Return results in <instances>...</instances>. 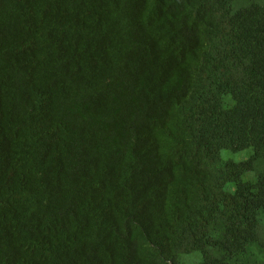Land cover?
Wrapping results in <instances>:
<instances>
[{
	"label": "trees",
	"instance_id": "1",
	"mask_svg": "<svg viewBox=\"0 0 264 264\" xmlns=\"http://www.w3.org/2000/svg\"><path fill=\"white\" fill-rule=\"evenodd\" d=\"M253 247L264 0H0V264H264Z\"/></svg>",
	"mask_w": 264,
	"mask_h": 264
},
{
	"label": "rangeland",
	"instance_id": "2",
	"mask_svg": "<svg viewBox=\"0 0 264 264\" xmlns=\"http://www.w3.org/2000/svg\"><path fill=\"white\" fill-rule=\"evenodd\" d=\"M252 153L251 149L245 150L244 152L241 153H232L230 151H223L221 154V159L222 161H227V160H234L235 162H240L242 160L247 159ZM254 175L247 174L245 176L246 179L253 177ZM251 255L249 257L256 262H261L264 261V251H259L255 249L254 247L251 248L250 250ZM201 254L200 253H194L192 255H183L180 257L179 261L180 264H199L201 262Z\"/></svg>",
	"mask_w": 264,
	"mask_h": 264
}]
</instances>
